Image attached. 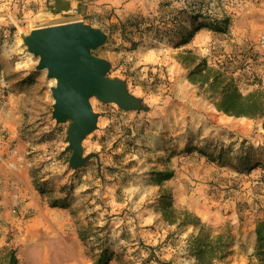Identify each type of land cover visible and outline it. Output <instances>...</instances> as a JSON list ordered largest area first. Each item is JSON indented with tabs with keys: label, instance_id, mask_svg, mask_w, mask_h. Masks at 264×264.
Returning <instances> with one entry per match:
<instances>
[{
	"label": "rangeland",
	"instance_id": "obj_1",
	"mask_svg": "<svg viewBox=\"0 0 264 264\" xmlns=\"http://www.w3.org/2000/svg\"><path fill=\"white\" fill-rule=\"evenodd\" d=\"M53 3L0 0V264H198L193 227L162 219L167 193L212 235L230 230L213 264H264L263 119L219 110L189 79L205 58L244 93L264 86V0ZM73 21L106 33L91 53L139 100L90 96L97 125L77 165L71 120L53 115L55 79L25 42L34 28Z\"/></svg>",
	"mask_w": 264,
	"mask_h": 264
},
{
	"label": "water",
	"instance_id": "obj_2",
	"mask_svg": "<svg viewBox=\"0 0 264 264\" xmlns=\"http://www.w3.org/2000/svg\"><path fill=\"white\" fill-rule=\"evenodd\" d=\"M99 27L83 21L37 27L25 36L29 51L38 56L37 68L46 69L55 79L53 115L57 120L70 119L66 138L73 149L70 163L82 162V139L97 125L98 113L90 96L104 102L114 101L121 107L139 106V100L126 88L125 82L106 74L108 62L91 53L106 39Z\"/></svg>",
	"mask_w": 264,
	"mask_h": 264
},
{
	"label": "trees",
	"instance_id": "obj_3",
	"mask_svg": "<svg viewBox=\"0 0 264 264\" xmlns=\"http://www.w3.org/2000/svg\"><path fill=\"white\" fill-rule=\"evenodd\" d=\"M72 0H54L50 6L55 11L70 8ZM81 1V0H80ZM228 17L225 20L228 21ZM224 21L221 30L226 31L227 22ZM220 30L218 24L214 26ZM191 55V50H186ZM189 79L198 83L199 91L210 98L219 110L235 116L261 117L264 126V86H257L247 92H242L234 79L224 70L210 66L205 58L189 71ZM170 173H168V176ZM162 219L177 226H192L189 240V252L195 256L198 264H213L225 255L231 244L229 229L212 235L213 227L201 220L187 208H176L170 193L162 195L159 199ZM264 225L259 221L256 226L257 241L263 237Z\"/></svg>",
	"mask_w": 264,
	"mask_h": 264
},
{
	"label": "crops",
	"instance_id": "obj_4",
	"mask_svg": "<svg viewBox=\"0 0 264 264\" xmlns=\"http://www.w3.org/2000/svg\"><path fill=\"white\" fill-rule=\"evenodd\" d=\"M5 146H0V150H2ZM16 181H20L21 178L14 177Z\"/></svg>",
	"mask_w": 264,
	"mask_h": 264
}]
</instances>
